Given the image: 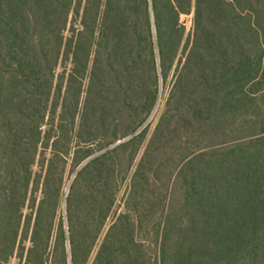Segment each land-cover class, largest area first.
<instances>
[{
    "label": "trees",
    "instance_id": "trees-1",
    "mask_svg": "<svg viewBox=\"0 0 264 264\" xmlns=\"http://www.w3.org/2000/svg\"><path fill=\"white\" fill-rule=\"evenodd\" d=\"M173 65L91 264H138L135 222L157 264H264V0H0V264L88 263Z\"/></svg>",
    "mask_w": 264,
    "mask_h": 264
},
{
    "label": "rangeland",
    "instance_id": "rangeland-1",
    "mask_svg": "<svg viewBox=\"0 0 264 264\" xmlns=\"http://www.w3.org/2000/svg\"><path fill=\"white\" fill-rule=\"evenodd\" d=\"M180 22L182 24H184V38L186 36H188L193 29V13H184L181 14L180 16ZM77 25V20L75 15L72 13L70 15V19H69V23L68 26L66 28V31L64 32L65 35H68V29H70L71 26H76ZM71 67V63L68 60H65L63 58L60 59L58 66L56 68V80H59V77L63 75V72H67L68 69ZM159 72V71H158ZM175 80V75H174V65L171 67L167 77L164 79L162 78V76H160V74H157V78H156V95L157 98L155 100L154 106L152 107V109L150 110V113L148 114V116L146 117V119L144 120V122L133 132V134L139 133L143 131V135L142 137L140 136L138 138V150L136 152L135 157L133 158L132 161V165L130 166L129 169L126 170V174H124V178L125 181L120 183V186H118L117 191H116V196H115V200L114 203L112 205V210L110 211L108 217L105 220L104 226L102 228V231L100 233L98 242L94 248V250L92 251L89 259H88V263L87 264H91L95 252L97 250V247L99 245V243L101 242L103 236L105 235V232L107 231L109 225L114 222V220L117 218V216L120 213H123L126 211V207L132 205V200L128 197V192H129V182H130V177L131 174L134 170V167L136 165V163L138 162L139 158L141 157L143 150L149 140V137L155 127V124L157 122V119L159 117V115L162 113L163 109L165 108L166 105V98L169 95L170 89L173 85V82ZM151 82L153 83V78H151L149 80V84L151 85ZM155 82V80H154ZM151 93V92H150ZM147 106L146 105H139L137 107V111L140 113H145V108ZM52 120V119H51ZM50 119L47 120L46 124L43 126L44 130H49L50 129ZM130 123L127 124V127H129ZM255 128L246 125H243L241 127H238L236 134L237 135H245L247 133H251V131H253ZM131 134V135H133ZM131 135H128L125 138H129ZM124 138V139H125ZM122 140V139H121ZM120 140V141H121ZM96 142H94L93 148H97ZM173 145V144H172ZM169 150L167 152V150L163 151V153H171L172 152V146L169 145ZM131 149L128 147V150ZM175 147L174 150L175 151ZM100 152V150H97L95 153ZM161 154V155H162ZM164 155V154H163ZM162 155V156H163ZM159 156L157 155L156 158L154 160H158ZM152 159V158H151ZM78 168V167H77ZM76 168V169H77ZM75 173V169H73V167L71 166V162L70 160H68L67 165L64 169L63 172V193L65 195L67 187L69 185V183L71 182L73 176ZM159 177L161 178V176L159 175ZM134 237L136 242L139 245V257H138V264H157L158 262V255H159V239L157 238V234H156V230L153 227V225H147V224H139L137 225V223L135 222V229H134ZM10 263L11 264H16L17 260L16 257H12L10 259Z\"/></svg>",
    "mask_w": 264,
    "mask_h": 264
}]
</instances>
